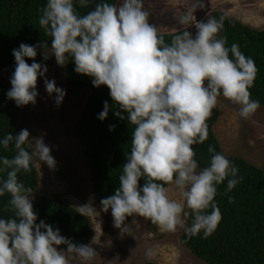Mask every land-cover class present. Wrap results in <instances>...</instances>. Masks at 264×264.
<instances>
[{"label":"clouds","instance_id":"1","mask_svg":"<svg viewBox=\"0 0 264 264\" xmlns=\"http://www.w3.org/2000/svg\"><path fill=\"white\" fill-rule=\"evenodd\" d=\"M75 2L47 0L39 25L51 38V46L42 41L36 46L21 43L13 49L16 64L7 98L18 107L35 105L38 78L45 77V89L50 97L56 94L54 103L59 107L66 92L56 86L54 79L46 78L47 66L35 62V57L37 50L42 49L43 60L54 55L57 64L64 66L70 56L75 72L93 78L94 87H108L119 108L114 115L123 120L122 113H127L130 125L135 126L119 187L113 195L101 199L100 211L111 210L113 227L123 236L130 235L126 219L134 215L150 220L161 231L184 228L182 214H189L184 211L186 207L193 217L186 234L194 237L203 232L207 239L222 219L213 202L217 186L227 180L226 195L243 177H238V167L212 146L208 147L209 165L198 170L192 146L207 140V120L221 95L239 106V115L244 119L260 108L250 92L257 72L254 60L246 57L238 44L226 47L227 37H218L223 16L197 21L187 11L178 23L194 25L195 35L185 30L166 43L149 22L143 0L97 3L94 10L84 15L77 13ZM78 4L85 8L89 0H78ZM25 58L33 63L29 65ZM109 110L105 101L98 118L105 120ZM114 128L115 125L109 126L110 131ZM29 138V131L22 129L0 140L4 149L10 144L15 148L12 158L0 157V172H7L6 179L0 181V197L10 194L6 209L14 213V218H0V264L92 261L97 255L93 247L96 236L88 244H76L44 220L36 223L37 214L30 199L33 189L18 181V173L31 171L34 156L49 168H55L56 161L43 137H32L34 147L30 153L25 148ZM141 179L145 181L142 187ZM173 188L179 201L169 195ZM231 202L233 198L229 197ZM209 208L211 211L206 212ZM76 209L85 217L99 215L91 202ZM60 245H66V250ZM145 255L151 259L154 252L149 248Z\"/></svg>","mask_w":264,"mask_h":264},{"label":"trees","instance_id":"2","mask_svg":"<svg viewBox=\"0 0 264 264\" xmlns=\"http://www.w3.org/2000/svg\"><path fill=\"white\" fill-rule=\"evenodd\" d=\"M101 2L112 4L118 3L119 0H89L85 8H81L77 0L74 6L78 14L84 15L94 10L95 5ZM46 4L47 0H0V70L12 72L15 69L16 61L12 52L13 49L19 48L21 43L36 46L43 41L51 46V38L39 25L41 9ZM221 16L225 19L218 37H227L226 47L230 48L233 43L238 44L240 51L254 60L257 72L254 85L250 89L251 98L259 101L260 107H264V31L253 29L223 12H215L211 17L219 19ZM182 31L185 30L159 35L164 37L166 43H170L172 37ZM42 51L38 49L37 56L42 55ZM230 58H232L231 54ZM25 59L26 62L32 60ZM64 68L66 86L70 95L76 96L87 90L91 92L82 117L74 125V133L81 145L90 172L91 186L100 204L102 198L113 195L119 187V176L122 174L126 155L130 152L131 136L135 126L130 125L127 113H122L125 116L123 120L114 115L119 108L112 100L108 87L106 85L94 87L93 78L75 72V64L70 56ZM9 90L0 82V140H3L8 133L16 135L21 130L18 126L21 107L7 98L6 94ZM105 101L109 103L110 110L108 117L102 121L98 116L103 111ZM218 120L219 112L215 107L207 120V140L203 144L192 146L196 153L198 170H202L210 163L209 146L223 154L214 133ZM110 125H115L114 130H109ZM25 148L31 153L29 143ZM14 155L13 145L10 144L8 149H4L0 144V157L12 158ZM226 158L238 167V177L242 176L243 180L226 195L227 180L217 186V195L213 202L219 207L222 219L215 232L205 239L203 232L189 237L185 231L182 244L195 259L205 264H264V168L252 165L239 157L226 156ZM30 167V172L18 173V181L25 187L33 189L30 195L32 198L40 184L34 158ZM6 175V171L0 172V181L6 179ZM144 182L141 179V187ZM229 197L233 198V202L229 203ZM10 198L8 193L0 197V218H14L13 211L6 209ZM33 206L37 214L36 223L44 220L54 229L58 228L61 235L72 240L73 243L89 242L92 233L90 219L79 214L76 208L60 197L49 194L33 203ZM210 211L211 208L206 210V212ZM192 219L190 210L187 227L191 225ZM146 221L151 229L154 231L157 229L150 220L146 219ZM61 246L67 248L66 245Z\"/></svg>","mask_w":264,"mask_h":264},{"label":"rangeland","instance_id":"3","mask_svg":"<svg viewBox=\"0 0 264 264\" xmlns=\"http://www.w3.org/2000/svg\"><path fill=\"white\" fill-rule=\"evenodd\" d=\"M120 2V0H119ZM118 2V3H119ZM144 10L149 12V22L154 24L158 34H172L181 30L196 33L194 25H180L179 17L191 11L197 21H205L215 12L226 15L243 24L264 31V0H143ZM35 62L47 66L46 78L55 80L56 86L65 90L63 103L57 107L54 103L55 93L50 97L45 89V77H39L35 105L21 107L19 128L30 133L29 147L32 152L34 141L32 137H43L51 148L55 168H49L38 157H33L40 176V184L33 203L44 196L53 194L76 208L91 202L99 211V215L88 217L92 223V233L89 242L96 236L97 243L93 245L97 255L90 262L71 259L70 264H205L192 255L182 244V236L187 228L190 210L186 207L188 216L185 227H178L175 232L161 231L158 226L154 231L144 217H128L130 235H120V230L113 227L111 210L100 211L91 186L90 172L82 154V148L74 133L75 123L82 117L87 106L90 91L72 96L66 86L64 66H59L55 56L45 61L43 56L35 57ZM29 65L33 60L28 61ZM15 70V69H14ZM12 72L0 70V82L9 89ZM219 120L214 127V133L220 143L223 154L227 157H239L252 165L264 168V107H260L251 117L244 119L239 115V106L229 100L218 97L216 105ZM169 195L173 199L180 198L173 188ZM132 220L135 223H131ZM88 242V243H89ZM87 243V244H88ZM64 249L63 246H58ZM151 248L154 257H146V251ZM66 250V249H65Z\"/></svg>","mask_w":264,"mask_h":264}]
</instances>
